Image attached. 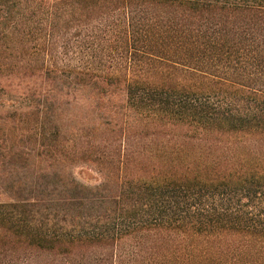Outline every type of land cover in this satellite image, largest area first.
<instances>
[{
  "label": "trees",
  "instance_id": "trees-1",
  "mask_svg": "<svg viewBox=\"0 0 264 264\" xmlns=\"http://www.w3.org/2000/svg\"><path fill=\"white\" fill-rule=\"evenodd\" d=\"M0 264H264V0H0Z\"/></svg>",
  "mask_w": 264,
  "mask_h": 264
},
{
  "label": "rangeland",
  "instance_id": "rangeland-1",
  "mask_svg": "<svg viewBox=\"0 0 264 264\" xmlns=\"http://www.w3.org/2000/svg\"><path fill=\"white\" fill-rule=\"evenodd\" d=\"M70 173L86 185L95 186L101 182V176H99L97 172L89 171L83 168L81 164L75 165Z\"/></svg>",
  "mask_w": 264,
  "mask_h": 264
}]
</instances>
